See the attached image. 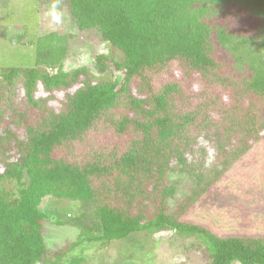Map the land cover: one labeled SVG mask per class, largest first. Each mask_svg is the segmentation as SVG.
Here are the masks:
<instances>
[{"label":"trees","instance_id":"trees-1","mask_svg":"<svg viewBox=\"0 0 264 264\" xmlns=\"http://www.w3.org/2000/svg\"><path fill=\"white\" fill-rule=\"evenodd\" d=\"M53 3L37 0L35 9ZM231 4L261 27L237 32L218 19ZM64 5L78 30L97 31L110 47L92 66L65 70L68 36L51 31L31 39L32 64L0 67V264H90L72 254L84 243L165 231L192 238L208 264H264V237L219 236L178 218L264 136V120L239 116L232 105L227 125L208 132V114L201 122L197 117L218 104L216 95L203 91L194 108L179 111V85L167 82L153 91L147 75L177 62L207 85L264 102V0H61L60 12ZM41 11L47 13L45 6ZM218 50L240 80L218 74ZM99 125L132 136L122 149L89 150L85 136ZM173 176L192 186L171 210ZM48 196L94 207L93 224L81 222L76 239L54 252L42 237L48 216L40 205Z\"/></svg>","mask_w":264,"mask_h":264},{"label":"rangeland","instance_id":"rangeland-1","mask_svg":"<svg viewBox=\"0 0 264 264\" xmlns=\"http://www.w3.org/2000/svg\"><path fill=\"white\" fill-rule=\"evenodd\" d=\"M36 6L37 0H8L5 5L0 0V67L32 64L35 46L31 39L34 35L38 38L39 35L51 31L68 36L69 54L64 61L65 70L83 63L91 64L96 54L106 52L110 47L100 40L97 31L78 30L65 13L66 5L62 8V19L59 23L51 19V6L44 5L47 10L45 14L41 11L43 5L39 10L35 9ZM219 13L218 19L230 23L237 32L253 34L261 27L258 19L253 18L246 9L239 6L231 4ZM112 51L118 56V51ZM219 51L214 54L219 64L218 74L229 77L232 83L240 80V74L232 72L230 60L224 58ZM148 73L153 91L167 82L173 81L179 85L180 94H175L174 99L175 108L179 111L194 108L202 100L203 91H207L209 97L216 95L217 100L219 99L218 104L205 112H200L197 117V121L201 122L204 115L208 114V132L227 125L228 119L233 118L229 114L232 105L236 107L234 112L239 116L249 115L256 122L264 120V102L260 97L253 93L236 94V88L216 83L207 85L198 74L185 72L177 62L169 63L162 70ZM99 126L85 136V142L90 145L89 150L108 149L113 145L122 149L132 136L130 131L118 136L110 129ZM173 178L177 182V190L175 199L169 200L171 210L174 208L175 200L185 197L192 186L185 176ZM216 185L198 202L190 205L178 217L179 220L198 224L219 236L264 237V136L259 135L255 138L249 149L231 165L222 176L221 182ZM212 194H218L216 200H211L214 197ZM81 203L78 200L53 196L43 199L40 206L48 219L43 223L42 237L50 252L74 241L81 222L82 226H89L95 221L94 207L89 204L83 206ZM77 253L90 264L100 261L106 264L209 262L205 250L197 247L192 238L177 236L172 231H165L159 235L139 232L134 234L131 240L110 241L101 245L84 243L72 254ZM232 264L239 263L235 261Z\"/></svg>","mask_w":264,"mask_h":264},{"label":"clouds","instance_id":"clouds-1","mask_svg":"<svg viewBox=\"0 0 264 264\" xmlns=\"http://www.w3.org/2000/svg\"><path fill=\"white\" fill-rule=\"evenodd\" d=\"M61 0H54V3L50 7L51 19L59 23L62 19V13L59 11Z\"/></svg>","mask_w":264,"mask_h":264}]
</instances>
